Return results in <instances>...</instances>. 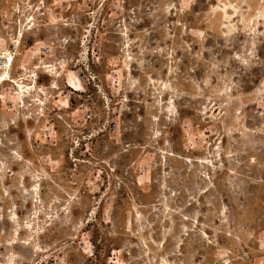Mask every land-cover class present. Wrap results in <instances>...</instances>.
I'll list each match as a JSON object with an SVG mask.
<instances>
[{
    "label": "clouds",
    "instance_id": "clouds-1",
    "mask_svg": "<svg viewBox=\"0 0 264 264\" xmlns=\"http://www.w3.org/2000/svg\"><path fill=\"white\" fill-rule=\"evenodd\" d=\"M0 264H264V0H0Z\"/></svg>",
    "mask_w": 264,
    "mask_h": 264
}]
</instances>
